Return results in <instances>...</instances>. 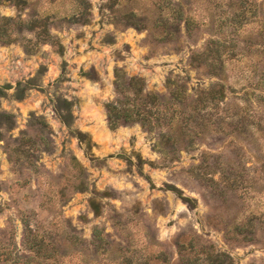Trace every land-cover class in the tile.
<instances>
[{
  "label": "rangeland",
  "instance_id": "obj_1",
  "mask_svg": "<svg viewBox=\"0 0 264 264\" xmlns=\"http://www.w3.org/2000/svg\"><path fill=\"white\" fill-rule=\"evenodd\" d=\"M5 84L0 264H264V0H0Z\"/></svg>",
  "mask_w": 264,
  "mask_h": 264
},
{
  "label": "trees",
  "instance_id": "obj_2",
  "mask_svg": "<svg viewBox=\"0 0 264 264\" xmlns=\"http://www.w3.org/2000/svg\"><path fill=\"white\" fill-rule=\"evenodd\" d=\"M208 51V52H207ZM207 53L205 56V60H219V68L220 65H223V61L220 60V51L218 50H211V48H207L206 52H203L201 54ZM197 54V55H201ZM213 67V66H212ZM214 68V67H213ZM215 70V69H214ZM211 74H217L212 72ZM132 85L135 83L137 84V88L131 89V91H128L130 95H124L122 99H116L115 101H109L104 104V108L108 115V120L111 124H114L117 121L122 122H131L134 118H138L140 122H145V116L142 112L148 113V104H150V101L148 99H154L156 96L150 95L147 92L143 93L142 83L139 79L131 80ZM26 85H29L28 83H25ZM12 88L11 85L5 84L0 85V96H5L6 91L8 89ZM24 87L21 86V82L16 83V89L19 90L22 94V90ZM221 88L223 86L221 85ZM222 91L220 89H217L214 86H211L209 89L204 90L201 92L200 97L203 104L206 103V101L209 99V101L216 99V94H220ZM222 94V93H221ZM172 97H178V95H172ZM17 98H20V95H18ZM60 105L58 107L59 116L62 120V122L69 128L70 132L74 134V136L81 142H84V134L81 131L75 130L71 127V121H72V114L70 111L71 102L63 99L60 102ZM172 104V103H171ZM164 107H167L164 104ZM192 109H195V106L191 107ZM12 117L9 113L6 112H0V118L5 122L8 121ZM85 148L89 149L91 147L90 142L84 143ZM108 157H111L109 155ZM166 189L173 191L176 193V195L181 198L184 202H186L190 207H194V200L188 196H184L182 192L177 189L176 187L172 185H166ZM95 210L96 207H94Z\"/></svg>",
  "mask_w": 264,
  "mask_h": 264
}]
</instances>
